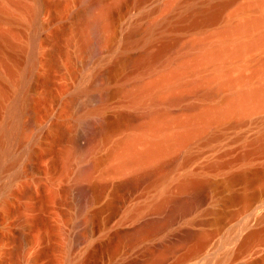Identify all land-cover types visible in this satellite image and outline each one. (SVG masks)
I'll list each match as a JSON object with an SVG mask.
<instances>
[{
	"label": "rangeland",
	"instance_id": "obj_1",
	"mask_svg": "<svg viewBox=\"0 0 264 264\" xmlns=\"http://www.w3.org/2000/svg\"><path fill=\"white\" fill-rule=\"evenodd\" d=\"M7 1L17 2L21 8L23 5L21 10L17 6L18 12L28 11L29 6L36 3V0H0V3ZM89 1L91 0H38L40 27L35 43H32L30 28L24 21L10 23L0 20V33L9 34L15 44L18 43L19 46H17L25 50L22 55L19 53L21 55L17 57L19 61L11 62L8 58H4L8 52H11L6 49L5 55L0 57V73L6 71L7 62L11 68L13 66L16 72L23 70L31 48L34 46L33 53L36 59L29 81L31 86L29 91L27 90L30 99L29 110L17 118L19 122H26L28 125L22 129V145L12 146L18 161L16 164L0 170V188H6L1 192L3 202L0 201V264H83V261L84 264H130L135 257L139 264H143V262L140 263L141 259L143 261L145 258L147 261L151 255H153L151 256L152 260H158L162 256L160 251L150 250V246L151 249H162L165 240L169 239L168 245L174 241V238L176 239L175 236H178L179 232L187 234L186 232L189 233L190 228L192 230L199 228L195 224L196 221L210 218V215L206 214L207 212L204 213L208 208L215 209L218 213L215 220L217 224L214 221L212 225H207L208 230L218 229L220 231L221 229V232L217 234L218 230L217 233L212 231L214 236L211 235L209 243L208 240L206 241L208 245L205 244L206 248L203 247L204 254L201 252L203 255L200 253L198 258L195 257V260L192 259L187 264H232L231 261L234 260L236 261L233 264H264V237L260 238L264 235V227L258 225L259 219H261L260 222L264 220V214L262 215L263 219L261 218V214L264 213L262 209V207L264 208V199L261 200L264 196L262 194L264 193L262 192L264 190V102L263 104L253 102L255 104L249 110L230 116L221 123L212 122L193 133L185 144L173 148L166 156L161 172L165 175V180L159 189H154L155 191L153 188L146 189L147 183L144 182L130 190L117 187L114 183L125 179L126 174L106 173L111 168L110 161L97 168L92 178L83 179L79 174L77 175L80 167L77 145L78 138L82 135L80 119L82 117L96 119L95 117L106 116L112 120L117 115L122 116L123 113L131 115L132 112L135 113V116L140 112L143 113L142 105L134 106L129 101L130 97L126 92L128 89L125 88L131 87L136 80L142 82L143 79L142 84H145L151 80L150 76L156 77L160 71L171 70V67L176 65L174 59L177 55H173V53L182 49L190 40L208 37V35L211 37L213 33L224 28L229 20L240 21L244 16L239 15L237 11L249 0H232L222 10L217 20L196 28L188 27L191 17L187 13L190 9L204 8L209 3L218 0H144L140 3H137L136 0H122V2L119 0L121 2H118L119 5L114 4L115 0H105V4L110 5H107L111 12L110 27L103 30L101 41L93 52L88 48V43L91 39L90 21L95 9L87 7ZM253 12L250 15L259 14ZM182 17L186 18L181 20ZM151 22L156 23V26L151 34L145 36L144 29ZM133 26H136L139 31L131 38H127L129 30ZM164 38L177 39L174 50L168 53L172 54L170 58L168 57L171 59L170 64L161 67L163 62L169 61V59L165 61L166 56L162 61L156 63L157 65H153V68L146 70L147 72L144 70H142L144 73L140 72L135 67L134 60L144 51L154 52L157 48L159 49L160 41ZM33 44L34 46H32ZM231 44H234V41ZM254 48L258 47L246 51V56L243 55V58L238 56L240 60L236 58L237 55L229 54L232 59L235 58V61L226 56L227 58L224 57L216 61L217 64L211 67L205 65L201 69L200 65L195 64V68L198 67L197 70L199 68L201 70H196V73L185 76L180 82V84L186 82L188 85L186 83L185 86L178 84L173 88L181 90V92L183 90V93L189 95L190 99L188 97V100L172 103L173 105L167 107V111L170 110L176 116L186 115L198 110L200 105H217V103L224 102L222 99L228 101L241 89L257 85L259 87L260 84L262 86L264 82V48L259 47L261 50ZM172 51L174 52L172 53ZM194 53L197 54L195 51L191 54L195 55ZM190 55L186 54L185 57L187 56L190 60L188 57ZM192 55L191 60L193 59ZM125 57L131 61L127 63L120 61ZM195 57L197 58L196 55ZM3 58L7 61H4L5 67ZM236 59L239 60L238 63ZM228 60L236 63L230 61L231 64H227ZM228 69L232 70L231 74ZM225 70L226 73H229V77L235 76V79H238L240 74L247 77L244 79L248 83L242 80L241 76L242 78L239 79L244 81L245 85L242 86L241 82L240 86L238 85L239 80H235L234 89H225L216 97L217 99L206 101L197 94L203 84L194 83L193 86L187 87L189 84L192 85L196 78L208 79L211 77L209 79H213L212 76L215 73L218 76ZM110 71L114 74L111 78L106 79ZM155 74L158 75L155 76ZM217 76L215 74L214 78L221 77ZM146 79L148 80L144 81ZM194 79L195 81L190 83ZM246 84L249 85L246 86ZM105 91L106 94L112 91L113 95L111 93L110 97L107 95L108 99L103 98L107 101L103 102V99L100 101L99 96L105 94ZM11 92L13 89L7 90L6 96H4L6 98L3 100L5 102L0 105V122H6L9 118L6 104L9 105L14 97V92ZM101 102L105 105H102ZM192 102L199 106L196 105L195 109H189L188 106ZM170 111L168 112L170 113ZM89 113L94 114L90 115ZM127 118H124L117 130L110 132L112 135L109 137H113L104 143V148L100 147L101 151L98 150L97 156L105 154L115 143V140L122 137L129 122ZM29 148L33 150V158H28L26 154V150ZM28 163L31 165L29 166ZM250 169L253 171L251 172ZM249 173L250 175H248ZM232 174H237L240 177L230 181L229 178ZM186 176L212 181L216 188L212 193H208L210 197L204 192L205 196L200 201L201 203L195 204L193 209V206L191 208L187 205L181 207L176 204L179 208H188L183 213L181 212L182 214H177L178 217L176 215L178 208L173 205L177 208L172 207L175 212L173 214L176 216H173L172 211L169 212L171 215L168 216L172 218L169 217L170 223L162 235H158L157 222L152 221L155 218L148 219L149 224L152 223L151 225H148L147 220L142 225L141 222H144L141 218L142 214L138 213L137 209L144 204L148 206V209L151 208L157 194H162L167 188L172 189L173 185ZM93 181L107 187L97 200L93 201V204H85V206L82 202L84 196L80 195V185ZM146 190L149 195L145 197L144 191ZM141 193L144 198H139ZM184 194L181 195L182 198L187 195ZM258 194L260 196H257ZM255 196L259 198L254 200ZM253 200L254 202H252ZM184 203L189 205L186 198ZM248 205L253 208L252 213L255 218L252 217L250 221L253 222L247 224V220L251 217L246 212ZM256 205H259L261 209ZM257 209L261 210L260 213ZM132 213L134 215H131ZM90 214L92 218L88 220L87 216ZM257 217L260 218L257 220ZM219 218L222 222L218 220ZM137 222L141 227L151 226L152 231L149 229L150 227L148 230H145L146 227L143 228L145 233L140 226L135 228L139 225ZM249 224L252 225V231L260 230L257 232L259 239L256 238V242L253 240L251 242H255L253 246L251 247L250 243L245 251L244 248L242 249L243 243L240 240L245 239L243 237L248 234L246 230L251 232ZM130 228L135 230L138 235ZM253 228L255 229L253 230ZM137 229L140 230V234ZM184 230L187 231L184 232ZM146 231L151 233H146ZM132 232L138 237L134 236ZM154 232L157 234H153ZM19 234H23L24 237L21 244L20 262L14 259ZM150 234L153 237H148L151 236ZM139 235L146 236L143 238L148 237L146 239L148 245L141 253L130 248L137 238L138 241L143 239ZM213 237L214 239H212ZM130 238L136 239L131 241ZM238 248H241L242 251ZM235 249L240 255H234L237 254ZM140 254L145 255L141 258ZM138 255H140L139 258ZM156 255L159 258L155 259ZM177 256L169 257L168 261L166 258L159 262L170 264L176 261ZM232 257L235 259L233 260ZM112 258L113 260H111ZM152 260L148 263L144 261V264H152ZM163 261L164 263H162Z\"/></svg>",
	"mask_w": 264,
	"mask_h": 264
},
{
	"label": "bare ground",
	"instance_id": "obj_2",
	"mask_svg": "<svg viewBox=\"0 0 264 264\" xmlns=\"http://www.w3.org/2000/svg\"><path fill=\"white\" fill-rule=\"evenodd\" d=\"M104 1L105 0H91V1H89V4L87 6L89 9H95V11H94L95 13H94V15L90 21V34H91L90 37H91V39L88 43V48L92 52L94 51V49H95L96 45L99 43V41H101L103 30L105 28L107 29L110 27L109 26L110 25L109 24V22H110L109 17L111 15L110 14L111 12L109 10V7L107 6L109 4L106 5L105 4L106 2H104ZM120 1L122 2V0H120ZM120 1L115 0L114 4L117 3L116 5H119L118 2L121 3ZM142 1H144V0H136L137 3H140ZM231 1L232 0H218L216 2L209 3L204 8H200L197 10L191 8L190 11L187 13V15L189 17H191L190 22L188 23V27L196 28V27H199V26H201L207 22L217 20L220 17L222 10ZM19 2H21V1H19ZM246 2L247 3H245L240 8V10L237 11L239 15L244 16V17H242V19H241V17L239 18V20L241 19L240 21L232 22L229 20V22L226 24V26L224 28L223 27L221 28L222 30L220 29L218 32L216 31L217 33H215V34L213 33V35L211 34L212 35L211 37L208 35V37L204 36L205 38L199 37V38L188 41L182 47V49H180L179 51L175 50L176 51L175 54L173 53L174 51H172L173 55H177V56L174 59V61H175L174 63L176 65L173 68L171 67V70L168 69L169 71H166L167 70L166 69L162 72L160 71L159 72L160 74L158 73L159 75L155 74V76L158 75L156 77H154V75H153V77L150 76L151 80H148L149 78L144 80V81L148 80V82H146L145 84L144 83L142 84L143 79H142V82L141 81L137 82V80H136L132 85L129 84V85H131V87H128L129 86L128 85L127 86L128 88H125V89H128V90H126V92L129 94V95H127L130 97L129 101L134 106L142 105L141 109H143V113L140 112V114H143V115H140V114L137 115L136 114V116H135V113L131 112V115L130 114L126 115L123 113L122 116L117 115L115 118H112V120L108 119L106 116H99L98 118L95 117L96 119H92V118L88 119L86 117H82L80 119V126H81L82 135L78 138V145H77V153H78V158H79V162H80V167H79L77 175L79 174L80 178H83V179L84 178H92L94 176V174H95L94 172L97 168L102 166L103 163L110 161L111 162V168H109L106 171V173L113 174V175L126 174L125 179H123L121 181H117L114 183V185H116L117 187H121V188H125V189L130 190L133 187H135L136 185H138L139 183L144 182V183H147L146 189H148V190L150 188H153V190L159 189L162 186L163 181L165 180V175H163L161 173L162 169L165 165V158L173 148H175L179 145L185 144L187 142V140L189 139V137L193 133H195L196 131L202 129L203 127L211 124L212 122L213 123H221L226 118H228L230 116L237 115V114H240L242 112L249 110L250 107L253 106L256 102L263 104V102H264V84L263 83L264 82L262 83V86L260 84L259 87L257 85L256 87L252 86L251 88H246L243 90L241 89L238 91V93L236 92L234 97H232L230 100L225 101V99H222V101H224V102H222V103L220 102L219 104L217 103V105H215V104L209 105L206 103L207 105H204V104H203L204 106L200 105V106H203L200 108V106L198 104H196L199 106V107L197 106L198 110L196 109V110H194V111H192L186 115L176 116V115H173L170 110H168V111H170L171 114L167 111V107L170 106L172 103L184 101L185 99L188 100L189 95H187L186 93H183V90L181 92V90L178 91V90H176V88H175V90L173 88L175 86L177 87L178 84L182 86L183 83L180 84V82L184 79L185 76L196 73L200 69L199 68L197 70L198 67L195 68L196 65L197 66L200 65L201 69L203 68L202 66H205V65H208L209 67H211V66L217 64L216 61H219L220 59H223L226 56H228V58H229L233 54V55H237L236 58L239 59L240 56H241V58H243L244 57L243 55H245V52L246 51L248 52L249 49L253 50V47H258V48H254V49H260L259 47H262V49L264 48V0H249ZM18 5L19 4L17 2L12 3L10 1H7V2L2 3V4L0 3V20H5V21H8L10 23L24 21L26 23V25H28L30 28V38L32 40V43H35V41L38 38V32H39V27H40L39 21H38L39 2H38V0H36V3L33 6H29V10L25 11V12L24 11L18 12V7L21 6V5H19V6ZM23 7L24 6L22 5V8ZM19 8H20V10L22 9L21 7H19ZM26 9H28V8H26ZM250 11L251 12L254 11L253 13L256 12L259 14L258 15H250V13H251ZM185 18L186 17H182L181 20H184ZM165 25L171 26L168 24H165ZM155 26H156V23H153V22L147 24L145 29H144V33H145L144 35L147 36V35L151 34V32L154 30ZM138 31L139 30L136 26L131 27V29L129 30L127 38H131L132 36L136 35L138 33ZM233 41H234V44H231ZM160 42H161V44H160L161 46L159 45L160 46L159 49L157 48V50H155L154 52L144 51L136 60H134L135 67H137L140 72L144 73V71L149 70L151 67L153 68V65L155 66L156 63L162 61L164 57L166 58V56H167V59L165 60V61H167L170 58V56H172V54L170 55L168 53L171 50H174V48L177 44V39L176 38H172V39L164 38ZM17 45H18V43L15 44V42L12 40V38L9 36V34L0 33V57L1 58H2V56L5 55L4 53H5L6 49H9L11 52H8L5 55L6 57H4V58L5 59L8 58V60H10L11 62H15V61L17 62V60L19 61V59L17 58L18 55L20 57L22 55V52H25V50L22 47H18L19 45L18 46ZM32 46H34V44ZM34 47L31 48V51L29 53V58L27 60V64H26L25 68L21 71L18 70L19 72L18 71L16 72L13 69V66L11 68L10 67L11 65L9 66V63L6 60H4V58H3V62L4 61L7 62V67L5 68L6 69L5 72L0 73V105L5 102V101L3 102V100H4V98H6L4 96H6L5 94H6L7 90L13 89L14 97H12V100H11L9 105L6 104L7 105V107H6L7 113L9 115V118L7 119L8 121L6 120V122H0V170L6 168L8 166H12V165L16 164V162L18 161V158L13 153L12 146L13 145L15 146V144H18V146L22 145V143H23V139H22L23 138L22 137L23 131H22V129L28 125V123H26V122H24V123H21V121L19 122V120H17V118L20 114H23L24 112H27V110H29L28 108H29L30 99L28 98L29 94H28L27 90L30 89L29 87L31 85H29V81L31 79L32 71H33L34 66L36 64V59L34 58L35 56L33 53ZM193 51H195L197 53V54L194 53L197 56V58L195 57V55L191 54ZM19 53H21V55ZM189 53L192 55V58H193L192 60H191V55ZM186 54L190 55V56H188V57H190V60H189V58H187V56L185 57ZM229 54H231V55L229 56ZM233 58H234V56H233ZM230 59H232V57ZM234 59H232V60H234ZM13 60H15V61H13ZM170 60L171 59H169V61H167V62H163L161 67L163 65H165V67L168 66L171 62ZM232 60H230L231 63H233L235 61V60L234 61H232ZM239 60H237V63ZM120 61L127 63V62H130L131 60L129 61L128 58L125 57V58H122ZM230 61L228 60L227 64H231ZM224 62L226 63L227 61H224ZM263 62H264V60H263ZM263 62H262V64H263ZM234 63H236V62H234ZM5 66H6V63L4 64V67ZM206 67H204V68H206ZM263 67H264V64H263ZM263 67H261V68H263ZM231 68L233 69V67H231ZM142 70H144V71H142ZM111 71H110L109 75H108V73L105 75V78L108 75V78H106V79H109V77L111 78V76L114 74V73L112 74L113 71L112 72ZM216 71H218V70L216 69ZM231 71L232 70L228 69V72L230 74H231ZM222 72H221V75L218 74V76H221L220 78L217 76V73H215V74L218 78H214L215 74L213 73L214 75L213 76L211 75L213 77V79H209L211 77H209L208 79H206V78L205 79L204 78L203 79L202 78L197 79L196 78V81L194 79L190 82V83H192L193 81H195V82H193L192 85L189 84V86H187L188 84L185 82L187 84L186 86L187 87L193 86L194 83L203 84V87L197 92V94L200 95L202 100L206 101V100L217 99L216 97H218L225 89L226 90H228V88L234 89L235 88V83H234L235 80H239L240 83L238 84L237 81H236V83L238 85H240L242 80L246 81L244 78H247V77H243V75L240 74V77L241 76L243 77V79L241 81H240V79L242 77L241 78L238 77V79L237 78L235 79V76H233L234 80H232L233 78L229 77L228 72H227L228 76L226 75L227 74L226 70L223 73ZM263 72H264V70H263ZM148 73H150V72L148 71ZM202 76H200V77H202ZM262 80H263V77H262ZM243 82L241 84L242 86L245 85V82L244 83ZM246 83H248V81H246ZM233 84H234V87L232 88ZM248 85L246 84V86H248ZM181 89H183V87H181ZM13 92H11V93H13ZM102 93H104V92H102ZM110 93L112 94V91L109 92V94H106V91H105V94H102V95L100 94L101 95V96H99L100 101H102L101 99L105 98L107 95H108V97H110ZM106 99H108V98L106 97ZM106 99L105 100L103 99V102L107 101ZM189 99H190V97H189ZM103 102H101L102 105H105V104H103ZM253 102H255V103H253ZM179 104H176V105H179ZM196 105H195V103L193 104V102H192V104H189L188 108L189 109H195ZM174 106H175V104H174ZM186 107H187V105H186ZM96 112L99 113L98 111H96ZM127 113H130V112L127 111ZM89 114L91 115L94 113H89ZM139 116H141V117H139ZM126 117H128L127 119H129V122H128L127 128L123 131L124 134L122 135V137L120 139H118L117 141L115 140V143L112 145V147L105 154H103V155L100 154L99 156H97L98 150L101 149L100 147H102L104 145V143L108 141L109 138L113 137V136L109 137L110 135H112V134H110V132L112 133L113 131L117 130L119 128V126L121 125L122 121L124 120V118H126ZM110 140L111 139H109V141ZM263 146H264V141H263ZM103 148H104V146H103ZM103 148H102V151H103ZM26 154L28 155V158H33L32 156L34 153H33V150L31 148L26 150ZM221 164L223 165V162ZM224 164H225V162H224ZM28 165H29V163H28ZM28 165H27V167H28ZM248 171H249V169H248ZM250 171H251V169H250ZM245 173H246V171H245ZM248 175H250V173ZM239 177L240 176L237 174H232V175H230L229 180L232 181V180L239 178ZM106 187H107L106 185H102V184L99 185L95 181L89 182L88 184H83V185L81 184L80 185V195L84 196L83 201H82L84 203V205L85 204L91 205V203L93 204V201L97 200L98 196L102 193V191ZM171 188L172 189H168V188H167V190L165 189V191H163L162 194H159V195L157 194L155 201H154V204L152 205L151 208L148 209V206L144 204L142 206L139 205L140 207L137 209V211H139L138 213L142 214L141 218L144 221V222H141V224L143 223L142 225H144L146 220H147L146 222H148V219H154V218L156 219V220L154 219L152 221L157 222V223L156 222L155 223L158 226V227L156 226V228L158 230V235H162L166 231V229L168 228L167 227L168 223H170L169 222L170 216H168V215L169 214L171 215V213H169L171 211H172V214L175 213L173 208L177 207L178 208V209L176 208L177 210L183 209V211L179 210L178 213L176 210V215L181 213V212L183 213L185 211L186 207L181 208L182 206L184 207V205L185 206L187 205V207H190V208L193 206L192 207V209H193L195 204L201 203L200 201L202 200L203 196H205L204 192L207 194L212 193L214 188H216V187H214V183L212 181H203L202 179H199V178L186 176V177H183L182 179H180L176 183V185H173V187H171ZM5 189H6L5 187L0 188V201H2L1 192L4 191ZM262 192H264V190ZM183 194L184 195L187 194L186 197L182 198L181 195H183ZM262 194H264V193H262ZM144 195L146 197V195H149V192L147 190L144 191ZM144 195L141 193V197L139 196V198H144V197H142ZM209 195L210 194H208V196ZM215 196H214V198H215ZM257 196H260V195L258 194ZM255 197L253 198L254 200H257V198H259V197H256V198ZM185 198H186V202H189V205L184 203ZM263 199H264V196L261 200H263ZM254 200L252 202H254ZM259 201L260 200L258 199V202ZM207 202H208V200H207ZM176 204L178 206H181V207L179 208ZM173 205H176V207L175 206L173 207ZM252 205H255V204L252 203ZM259 205H256V206H258L257 208L261 209V207H259ZM250 206H251V203H250ZM247 207H248V210L246 209L247 210L246 212H247V214L251 215L250 219L247 220V222H246L248 224V222H250V223L253 222L250 220L254 215L252 213L253 208L249 207V205ZM192 209H191V213L193 212ZM262 209L264 210L263 207H262ZM186 210H188V208ZM259 211H261V210H258V212ZM204 213L210 215V218L196 221L195 224L198 225L199 228L194 229V230H192V228H190L191 230L189 231V233L187 230H184V232L187 231L186 232L187 234H182V232H179L178 236H175L176 239L174 238V241L170 242L168 245H167V243H168L167 241H169V239L167 241L165 240V242L162 244L163 245L162 249L161 248L160 249L153 248V247H152L153 249H151V246L149 245L150 248L149 247L148 248L150 250L157 249L160 251L159 253H161L160 255H162V256L159 258L156 255V256H154L155 259H157V258H159V259L158 260H152L153 258L151 256H153V255L150 256L148 253L147 256H148V258L150 256V259H147V261H146L145 258H143V261L141 259L140 263L143 262V264H144L145 263L144 261H146L148 263V262H150V260H152L156 264L155 261L159 262L160 260L162 261L163 259H166V258H167L166 260L168 261L169 257L172 258L175 255H178L176 257V261L175 262L173 261L170 264H187L192 259L197 257L201 252H203V254H204V251H202L203 247L206 248L205 244L208 245V243L210 242L209 239L211 238V235L214 236L212 234V231L216 232L218 230V229L208 230V228H207V225L208 226L210 224L212 225V223L216 220L217 215H218L217 211L215 209H209L208 208ZM136 214H135V216H136ZM263 214L264 213L261 214V218H262ZM131 215H134V214L132 213ZM176 215L173 214V216H176ZM257 215H259V214L257 213ZM177 217H178V215H177ZM91 218H92L91 214L87 216L88 220H90ZM129 218H131V217H129ZM170 218H172V217H170ZM253 218H255V217H253ZM259 218L257 217V220ZM218 220H220V218ZM257 220H255V221L257 222ZM260 220L261 219L258 220L259 223H261V222L264 223V220L261 222H260ZM255 221H254V223H255ZM220 222H222V221L220 220ZM259 223H258L259 226L263 225L262 227H264V224H259ZM137 224H139V223L137 222ZM151 224H149V222H148V225H151ZM215 224H217V221H215ZM220 224H222V223H220ZM139 226L141 227L140 224L136 227L134 225L135 228H137ZM248 226L251 227V230L249 229L251 232L246 230L248 232V234L245 235L246 237L245 236L243 237L245 239L241 238L244 241L240 240L243 243L242 249L244 248V250L248 248V245H250V243L253 240H255L256 238L259 239V234L257 232H260V230H258L256 232V229L253 228V230L255 229V231H252V225L249 224ZM145 227H146V225H145ZM145 227L143 226L141 228L143 229ZM148 228L151 229V231H152L151 226H148ZM148 228L145 230H148ZM223 228H224V225H223ZM223 228H222V230H223ZM130 229L132 230V228H130ZM130 229H129V231H131ZM132 231L136 232L135 230H132ZM143 231H144V229H143ZM133 232H132V234H133ZM141 232H142V230H141ZM147 232H149V231H146V233ZM220 232H221V229H220V231L218 230V233L217 232L216 233L219 234ZM138 233L140 234V230H138ZM144 233H145V231H144ZM149 233H151V232H149ZM155 233L156 232H154L153 234H155ZM136 234H137V232H136ZM133 235L137 236L138 234L137 235L133 234ZM139 236L142 237V235H139ZM143 237H146V236H143ZM148 237H153V235L148 236ZM172 237H174V236H172ZM172 237H170V239ZM263 237H264V235L262 237L260 236L261 239H263ZM147 238H143V239L139 238L140 241L137 240L138 238L137 239L136 238H132V239L130 238L131 241H133V239L134 240L136 239V242L133 241L134 244L130 248H134L140 253L142 251H145V249L148 245L147 241H146ZM212 239H214V237ZM17 240H18V246H16L17 248L14 251L15 256H16V257L14 256V259H17V261H19V258L21 255V244H22V241L24 240L23 234H19ZM171 240H173V239H171ZM206 241L208 243H206ZM133 242H131V243H133ZM255 242H256V240H255ZM255 242H253V243H255ZM128 243L130 244V242H128ZM128 243H127V245H128ZM253 243H251V245H250L251 247L253 246ZM159 244H161V243H159ZM255 246H257V245H255ZM158 247H159V245H158ZM236 249H235V251H237ZM242 249L240 248L239 250L242 251ZM244 250H243V252L247 251V250H245V251ZM243 252H241V253H243ZM127 253H129V252H127ZM140 255H138V258H139V256L142 258V256L145 254H143V255L140 254ZM234 255L238 256V255H240V253L237 251V254H234ZM113 257L115 258V256H113ZM197 258H196V260H197ZM230 258H231V256H230ZM227 259H228V257H227ZM234 259H235V257L233 258V260ZM111 260H113V258ZM234 261H236V260H234ZM234 261H231L232 264L234 263ZM153 262H152V264H154ZM162 263H164V261ZM83 264H84V261H83ZM126 264H128V263H126ZM130 264H139V261L135 257V259ZM248 264H251V263H248Z\"/></svg>",
	"mask_w": 264,
	"mask_h": 264
}]
</instances>
